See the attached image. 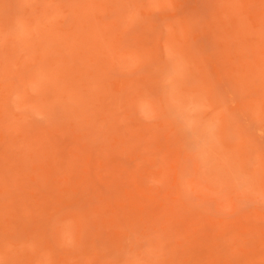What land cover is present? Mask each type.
<instances>
[{
    "label": "rangeland",
    "instance_id": "374dc122",
    "mask_svg": "<svg viewBox=\"0 0 264 264\" xmlns=\"http://www.w3.org/2000/svg\"><path fill=\"white\" fill-rule=\"evenodd\" d=\"M0 264H264V0H0Z\"/></svg>",
    "mask_w": 264,
    "mask_h": 264
}]
</instances>
